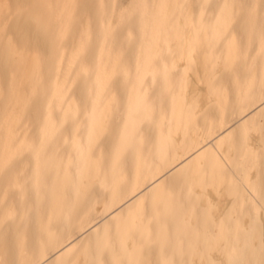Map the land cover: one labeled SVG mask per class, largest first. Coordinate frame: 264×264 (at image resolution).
Here are the masks:
<instances>
[{
	"label": "bare ground",
	"instance_id": "6f19581e",
	"mask_svg": "<svg viewBox=\"0 0 264 264\" xmlns=\"http://www.w3.org/2000/svg\"><path fill=\"white\" fill-rule=\"evenodd\" d=\"M116 3L0 0V264H264V0Z\"/></svg>",
	"mask_w": 264,
	"mask_h": 264
},
{
	"label": "rangeland",
	"instance_id": "374dc122",
	"mask_svg": "<svg viewBox=\"0 0 264 264\" xmlns=\"http://www.w3.org/2000/svg\"><path fill=\"white\" fill-rule=\"evenodd\" d=\"M129 2H130V0H117V3H116L117 4V12L116 13L117 14H116V17L114 18V23L117 22V16H118L119 12H121L122 9H124L126 6H128ZM84 17L85 16L83 15V18ZM77 36H78V34L76 33V35L74 37L75 41L77 39ZM212 142H213V140L210 141L208 144L203 145V147H205V146H207L209 144H212Z\"/></svg>",
	"mask_w": 264,
	"mask_h": 264
},
{
	"label": "snow or ice",
	"instance_id": "6c2138e0",
	"mask_svg": "<svg viewBox=\"0 0 264 264\" xmlns=\"http://www.w3.org/2000/svg\"><path fill=\"white\" fill-rule=\"evenodd\" d=\"M262 48H264V38H262ZM261 116H262V120H264V112H262ZM4 166L7 167V162H5ZM35 264H39V262H35ZM114 264H118V262H114Z\"/></svg>",
	"mask_w": 264,
	"mask_h": 264
}]
</instances>
